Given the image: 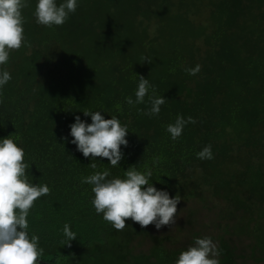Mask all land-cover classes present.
<instances>
[{"label":"trees","instance_id":"trees-1","mask_svg":"<svg viewBox=\"0 0 264 264\" xmlns=\"http://www.w3.org/2000/svg\"><path fill=\"white\" fill-rule=\"evenodd\" d=\"M27 2L24 46L2 66L12 79L0 89V140L11 135L25 150L29 181L51 190L27 218L44 249L41 264H175L206 237L192 221L181 247L180 236H156L152 225L131 220L117 231L97 214L82 178L106 169L109 179L124 178L133 165L150 168L158 190L179 193L178 213L194 199L216 198L223 231L211 239L220 264H236V238L264 263V0H77L64 25L51 28L36 23L38 0ZM196 65L198 74L185 71ZM139 75L166 98L158 116L145 114L148 96L126 103L136 99ZM86 109L127 125L120 166L86 159L71 143L75 117L92 122ZM178 115L197 122L172 140L166 129ZM207 145L214 158L198 159ZM65 223L77 234L71 247L61 243Z\"/></svg>","mask_w":264,"mask_h":264},{"label":"clouds","instance_id":"clouds-1","mask_svg":"<svg viewBox=\"0 0 264 264\" xmlns=\"http://www.w3.org/2000/svg\"><path fill=\"white\" fill-rule=\"evenodd\" d=\"M29 7L27 0H0V89L11 79L9 71L2 66L8 64L10 54L24 46L23 9ZM77 0H38L34 16L36 23L46 27L62 26L70 13H75ZM144 62L152 63L151 58L144 57ZM201 66L186 68L189 75L200 72ZM152 95H149V89ZM151 107L146 115L158 116L161 106L166 103L165 97L155 95V88L149 80L139 75V84L135 92V101L126 98L129 106L145 103V97ZM84 116H91V123L82 121L80 116L70 125L71 143L86 159L96 161V158H106L112 167L120 166L124 158L121 146L127 147L126 139L129 131L127 125L111 116L105 119L100 111H83ZM197 121L189 116L187 120L178 115L174 124L167 126L172 140H177L185 126ZM9 137L0 140V264H41L44 249L39 246V236L29 235L28 216L35 202L50 194L47 184L40 185L29 181L25 162V150ZM63 139L67 140V137ZM200 160L214 158L212 146H205L197 154ZM89 167L96 169L97 164ZM109 170L97 171L82 178L81 182L92 186L94 198L91 203L97 214L117 231H122L131 220L141 228L154 225L157 230L176 223L178 204L182 197L179 193L171 197L167 191L158 190L150 183L152 170L140 171L136 165L129 167L124 178H111ZM65 240L61 243L71 247V242L77 239V234L71 226H63ZM220 251L210 237L195 239L194 245L179 254L175 264H220Z\"/></svg>","mask_w":264,"mask_h":264},{"label":"rangeland","instance_id":"rangeland-1","mask_svg":"<svg viewBox=\"0 0 264 264\" xmlns=\"http://www.w3.org/2000/svg\"><path fill=\"white\" fill-rule=\"evenodd\" d=\"M244 2L250 6H257L258 0H254L249 3V0H244ZM210 18V15L207 14V19ZM206 19V20H207ZM151 30L155 31L156 26L151 24ZM183 209L182 212L178 213L176 223L171 227L165 226L160 230H157L154 225L150 226V231L152 234L157 235H172V236H180L181 247L186 246L187 239L191 237V233H188L192 229V221L198 222V230L202 233V235L206 237L215 236L218 229L222 233V228L219 226V212L220 205L216 198L213 196H208L206 201H202L200 199H194L191 202L184 203L181 207ZM213 220L217 221L215 225H213ZM188 233V234H187ZM227 238V236H226ZM238 239L236 238V246H237V255L239 256L236 259V264H264V263H255L253 260L247 257L243 247L239 245ZM215 243V241H213ZM219 243L216 242V244ZM218 246V244H217ZM149 244H145L143 246L144 249H148ZM243 255V257H241Z\"/></svg>","mask_w":264,"mask_h":264}]
</instances>
